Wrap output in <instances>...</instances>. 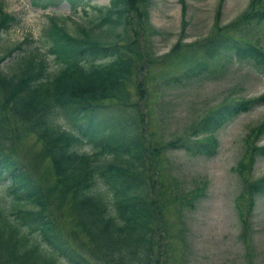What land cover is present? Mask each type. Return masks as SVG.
Returning <instances> with one entry per match:
<instances>
[{
    "label": "trees",
    "instance_id": "obj_1",
    "mask_svg": "<svg viewBox=\"0 0 264 264\" xmlns=\"http://www.w3.org/2000/svg\"><path fill=\"white\" fill-rule=\"evenodd\" d=\"M30 1L44 8L62 0ZM67 1L76 6L88 0ZM131 1L109 0L97 7L103 12L98 24L106 26L100 33L111 38L81 26L80 34H72L49 15L40 45L24 36L0 54V264H167L162 206L168 194L147 155L144 116L133 102L131 83L145 63L139 64L140 46L130 38ZM261 2L251 0L256 6ZM252 15L264 22V9ZM15 21L0 4V32ZM211 45L225 49L227 60L245 59L264 75V50L256 44L227 36ZM206 67L199 63L162 77L153 88L206 78L201 70ZM263 101L264 93L230 98L206 111L192 133H211ZM261 132L264 119L247 136ZM27 135L38 142L35 160L17 152V141ZM178 144L195 154L214 153L218 146L214 136L181 137ZM254 149L264 153V145ZM43 158L52 171L51 184L33 173ZM244 165L240 159L236 169ZM243 191L252 202L264 191V175L244 178ZM172 195L183 206L196 202L176 189Z\"/></svg>",
    "mask_w": 264,
    "mask_h": 264
},
{
    "label": "rangeland",
    "instance_id": "obj_2",
    "mask_svg": "<svg viewBox=\"0 0 264 264\" xmlns=\"http://www.w3.org/2000/svg\"><path fill=\"white\" fill-rule=\"evenodd\" d=\"M261 1L260 6L251 0L131 1L130 38L140 46L139 64L145 63L137 68L131 83L133 102L144 116L147 155L168 194L162 206V224L169 238L167 264H264V191L250 203L243 191L244 178L249 182L264 175V153L252 150L264 145V133L247 136L264 119V101L225 120L211 133H192V126L209 109L230 98H257L264 93V75L245 59L227 60L225 49L213 50L211 45L228 36L264 50V22L252 15L264 9ZM108 2L88 0L73 6L62 0L42 8L30 0H0L2 10L16 17L0 32V54L24 36L40 45L38 38L49 15L72 34H80L83 27L97 35L106 30L98 24L103 12L97 7ZM99 36L111 38L107 33ZM204 62L209 67L201 70L208 77L167 89L153 88L156 80ZM111 106L114 112L116 106ZM212 136L218 142L214 153H190L178 144L181 137L207 140ZM17 152L24 160H35L36 138H20ZM243 158L245 165L239 171L236 165ZM33 173L42 183H52L47 159ZM174 189L196 202L183 206L173 197Z\"/></svg>",
    "mask_w": 264,
    "mask_h": 264
}]
</instances>
